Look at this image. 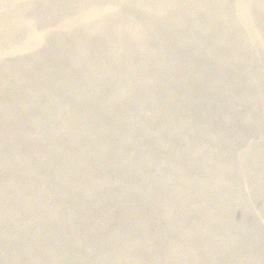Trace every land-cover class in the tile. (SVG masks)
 <instances>
[{"label": "rangeland", "instance_id": "obj_1", "mask_svg": "<svg viewBox=\"0 0 264 264\" xmlns=\"http://www.w3.org/2000/svg\"><path fill=\"white\" fill-rule=\"evenodd\" d=\"M75 1L7 0L0 9L8 15L22 3L38 26L56 23L50 40L0 68V264H190L184 238H193L195 264H264V57L257 44L241 28L231 33L188 16L195 46L166 36L159 64L134 47L116 60L121 46L101 42L64 58L60 43H71L59 7ZM171 17L161 29L181 15ZM223 48L235 51L217 61ZM102 53L113 62L102 64ZM67 60L77 63L70 73L59 67ZM89 120L96 128H86ZM27 158L29 177L18 169ZM58 159L67 161L54 167ZM39 173L52 185L46 192L38 193ZM134 190L143 212L152 211L146 218L105 210ZM166 197L177 209L172 217L162 213ZM199 230L210 236L195 238ZM155 241L161 248L151 258L143 249ZM206 253L211 261L200 258Z\"/></svg>", "mask_w": 264, "mask_h": 264}, {"label": "bare ground", "instance_id": "obj_2", "mask_svg": "<svg viewBox=\"0 0 264 264\" xmlns=\"http://www.w3.org/2000/svg\"><path fill=\"white\" fill-rule=\"evenodd\" d=\"M194 1L195 0H76L75 5L68 9H66V6L59 7V9L64 8L61 11L62 14L60 16V23L64 26L62 33L68 35V41L71 43L69 45L62 42L60 43L65 49L63 57L65 58L69 54L74 56L78 54L85 55L86 48L90 42L91 44L93 43L94 48H97L99 42H101L103 44L113 43L115 46H121V48L118 47L119 54L115 58L116 60L121 61L123 53L125 56H128L131 53L130 48L134 47L138 49V53L139 51L144 50L142 53L145 57L144 60L153 59L151 61H156L159 64L161 55L165 53L160 48V44L164 37L173 36V40L176 41V43H183L188 47L195 46L193 45L194 43L192 39L187 40L185 24L191 20L188 16L191 18H203L207 21L215 22L221 29L230 30L231 33L240 30V28L243 29L261 50L260 56L264 57V28L258 23V11L260 9L263 10L262 4H264V0H197L196 7H194ZM139 2L141 3L139 4ZM5 3H7V0H0V9L3 8L2 5ZM25 6L27 8L32 7L29 3H26ZM203 6H206L208 9H204ZM149 9H152V13L149 15H151L155 21L148 24L145 21V17L148 15L146 12ZM48 13L50 17L59 14L55 10H50ZM175 13H177L178 16L181 15V17H178L179 23L171 29H169L167 25L161 29V25L164 23L161 20L165 21L169 18L168 21L173 23L171 16ZM36 19V16L32 12L26 11V8L23 7L22 3H18L17 9L11 11L8 15L6 12L1 13L0 11V68L5 67L6 62L12 60L9 58L17 57L29 52L31 49L41 47L45 37L50 40L52 32L48 31L50 27H55V21L48 18V20L50 19L53 23H49V26L42 28L37 25ZM2 32L4 34H2ZM20 36L27 38V41L25 42L20 39ZM224 38L228 37L224 36ZM232 39L233 38L230 40ZM84 40L86 41V45L82 44V41ZM154 41L158 44L157 49L151 45ZM187 41H189L190 44ZM223 42L224 40L221 38L218 40L212 39L209 46ZM234 51L235 50L224 48L221 49L218 52L217 61L220 58L230 55ZM102 54H104L101 55L104 58L98 59L102 64H104L105 59L108 63L110 61L113 62L114 57H106L105 53ZM76 65V62L67 60L59 67H61L64 72L70 73L74 70ZM107 66L108 65H104V72L106 71ZM102 72L103 71H101V73ZM160 82L161 81L159 80L157 83ZM133 85L134 84L130 85L132 89ZM129 91L130 90L126 87L125 90H123L124 95L129 94ZM125 100L126 99L123 98L122 102L127 109L129 102ZM154 108H157V106ZM90 120L89 122H85L87 123L86 128L87 126L96 128L90 123ZM72 150L73 148L69 145V150L67 152H71ZM79 151L81 150H77L76 152ZM81 157L82 156L78 158ZM70 158L75 159L77 157ZM82 158H84L86 162H89L90 160L89 156H84ZM31 161V158H27V161L18 166V169H21L27 177L30 176L28 171L34 169L33 166L29 164L32 163ZM66 161L67 159H58L54 167L61 165ZM1 175L2 174L0 173V177ZM38 177L39 181L42 177V173H39ZM46 178L47 175L44 174L38 188V193L40 188L43 192H46L52 187V185L45 183L50 181ZM200 185L207 188L204 184V180ZM63 188H65V186ZM139 194V191L134 190L128 195V202L126 203L116 202L111 199L106 202L105 210L111 213L114 218L121 217L125 211H129L132 215L146 218V216L152 211L143 212L142 207L138 205ZM184 194H186L185 190ZM187 196L188 198H191L190 196L192 195L188 194ZM166 199L169 208L168 210L165 209L162 211V213L172 217V213L177 211V209L171 205L169 197H166ZM169 222L173 224L172 219L169 220ZM204 226L208 227V225ZM173 228L175 229L176 226H173ZM177 230L179 229L177 228ZM199 231L202 232V230ZM200 236L209 237L210 235L205 232L194 234L195 238H199ZM154 238L156 237H152V239ZM182 240V246L184 245L187 259L192 258L190 264H195L196 256H192L193 251L189 249L192 247L193 238H184ZM135 241L136 240H132L133 243ZM220 245L224 247V242L222 240ZM160 248V242L155 241L152 244L145 245L143 250H146L151 258H155ZM210 256V254L206 253L200 258L208 262L211 261ZM133 262L136 263L137 260H133Z\"/></svg>", "mask_w": 264, "mask_h": 264}]
</instances>
